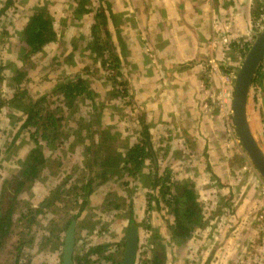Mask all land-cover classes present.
Instances as JSON below:
<instances>
[{
  "label": "rangeland",
  "instance_id": "1",
  "mask_svg": "<svg viewBox=\"0 0 264 264\" xmlns=\"http://www.w3.org/2000/svg\"><path fill=\"white\" fill-rule=\"evenodd\" d=\"M106 1L112 5L111 12L119 20L116 24L119 23L120 34H117L109 18L111 41L116 54L121 58L120 69H118L121 76H117L118 81L127 79L130 75L142 81L151 78V72L154 77H157L159 73L152 70L155 64L153 48L164 46L161 34H165V29H169L175 36L182 31L180 22L174 24L169 21V18L172 21L177 20L173 16L175 13L182 16L183 12L175 7L182 0H145L146 10L143 9L141 0H10V3L9 0H0V64L2 62L4 66L12 64L23 68L24 53L19 48L20 32L34 12L42 10L52 19L56 40L34 55L30 63L24 67L27 71L25 79L29 80L26 83L28 93L31 96L49 95L54 91L57 83L66 77L74 78L77 75L87 84L89 83V87L97 94L94 101L97 109L94 111L91 102L84 101L83 98L75 102L73 111L69 112L66 109L64 121L66 126L61 144H45L39 140L38 136L29 134L34 130H21L26 116L21 111H24L27 106L20 101L13 105L11 111L3 109L1 112L0 200L5 185L9 181H14L34 150L40 151L44 159L39 164L37 178L24 187L13 186V191L16 190L17 204L12 209L14 217L11 229L20 234L19 240L24 243L23 251L19 255L24 261L23 264L28 261L29 264H63L66 226L74 215H77V218L72 222L75 226L73 264H120L125 258L127 237L131 226L135 225L139 231L135 264H146L148 262L146 260L152 257L148 242L151 236H157L160 240L158 251L165 256L162 264H264V220L259 216L263 205L264 180L240 142L232 115L235 70L241 66L257 35L264 29V0H241L239 3L241 6L238 9L230 5L233 4V0H224L222 8L226 15L215 20V28L208 43L210 50L207 62L214 60L219 71L215 73L212 70L210 77H208L209 74L207 75L208 80H205L207 85H204L206 92L204 100L206 99L205 103L208 104L204 107L203 103L201 104L202 100H199L197 110L192 111L191 114L198 113L199 118L201 112L200 119L208 114H211L210 117L218 116L219 119H212L204 127L205 122L202 124L199 119L198 128L195 126L197 119H194L189 124V128L196 129L199 133L202 128L223 130L224 141L229 142L234 157L227 164L222 158L218 159L215 162L217 171L208 164L206 170L212 174L213 178H224L225 183L232 182L233 179L238 183V187L233 186L237 189L236 192L230 191L231 193H226L224 196L220 194L222 197L218 195L220 198L218 206L210 210H206L210 199L206 195L202 198L197 195L195 185L190 181L175 179V176L180 175L168 166V163H172L174 154L172 150L166 152L162 149L164 139L162 134L167 132L162 133L161 124L156 123L157 114L154 111L158 112L159 109H153L150 115L149 113L145 115L155 119L150 130L155 132L153 139L155 138L158 150V154L155 153L157 167L151 163V157L148 156L144 168L137 173L135 179L127 176L125 174L127 172H119V170L106 181L96 179L88 189V198L84 206L81 205V195L80 197L77 195L80 191L71 189V186L85 184L91 171L99 174V171L103 169L100 159H98V169L91 170L90 167V170L87 169V165L91 164L89 162L91 154L88 152L90 139L98 144L99 139L113 137L114 144L111 145L112 148L107 147L104 155L108 156L109 151L111 152L109 154L113 153L115 156L118 153L122 154L121 151L124 152L140 141L142 129L137 118L142 109H147L143 108L141 103H137L138 98L135 96L132 98L131 91L129 98H121L122 87L108 75L109 73L115 75L118 70L112 71L108 63L110 60L108 54L102 55L104 50L98 52L94 49L98 47L92 32V27L97 22L95 14L99 6L108 9ZM79 2V9L82 10L76 12L75 8L79 6ZM247 6L250 8L242 21L248 22L250 35H246L244 31L238 35L231 23L234 17L232 18L230 12L241 16ZM90 8L93 11L89 13L84 11ZM136 8L140 11L136 12ZM170 9H173L172 16L168 14ZM107 14L109 15L108 12ZM186 16L185 14L182 17L183 22H186ZM166 18L169 24L164 26L167 21L162 22V20ZM99 34L101 38H105L102 28ZM225 38H228V41L224 43ZM102 41L98 43L104 46L105 40ZM132 58L137 63L142 62L145 70L142 71L136 63L131 62ZM107 59L108 62L104 64L103 60ZM260 67V76H257V81L252 83L248 99V119L250 123H253L257 134L255 138L259 145L264 143V60ZM2 73L0 72V75ZM215 76L223 80L220 79L219 83L215 82L210 86L211 82L208 81L213 80ZM7 85L9 86V82L4 81L0 86L1 98L7 96L9 90ZM114 91L119 94L116 95ZM50 96L58 105L67 108L62 98L58 100L56 96L52 94ZM208 100H211V103ZM144 110L142 111L145 112ZM183 120L179 117L170 120L166 129L180 126L182 129L178 131V136L181 135L179 139L185 140L187 138L184 136V127H182L185 125ZM191 142L188 148L191 147L190 149L197 156V148L200 146L202 150L203 145H198L197 140ZM210 142L212 140L207 138V143ZM207 151V147H204L199 154L204 155ZM175 157H184L183 161L191 159L185 153H178L177 156L175 154ZM163 158L164 161H168L164 169L160 163ZM205 158H200L201 163H206ZM193 170L192 174L198 175V167L194 166ZM155 175L161 180L169 179L170 185L176 181L169 188L172 197H168L167 202L166 194H163V192L167 193L165 184L161 180L156 181ZM16 178L19 180L18 177ZM7 179L8 182H6ZM57 187H59V193L54 195ZM190 187L196 199L201 201V203L198 201L200 222L193 229L191 236L178 239L171 228L175 220L171 208H174L173 201L175 203L182 192L179 189ZM250 187L254 189L255 196L251 195L250 190L246 191ZM17 190H19L18 193ZM149 194L156 198L151 200L150 206H148ZM55 198H57L56 201H54ZM247 199L251 205L254 203L256 205L246 213L247 218L245 222H242L237 214ZM76 200L78 201L75 203ZM47 203L52 204L47 207ZM168 204H171V207ZM36 209L41 212L28 215L27 212H35ZM22 212L29 217L19 221L18 218ZM130 219L134 224L130 223ZM96 237L100 238L96 241L97 244L94 243ZM16 244L17 238H14L11 233L7 237V251L2 264H14L17 257ZM97 246L103 247L102 253H91L90 250Z\"/></svg>",
  "mask_w": 264,
  "mask_h": 264
},
{
  "label": "trees",
  "instance_id": "2",
  "mask_svg": "<svg viewBox=\"0 0 264 264\" xmlns=\"http://www.w3.org/2000/svg\"><path fill=\"white\" fill-rule=\"evenodd\" d=\"M10 3V0H9ZM106 5L108 6V9L103 8L102 6H99L97 9V12L95 14L96 23L92 27L93 37L95 43L98 45L97 48H94L97 51L104 50V53L102 55L108 54V58L110 59L108 62L107 60H103V63H109L110 68L114 72V70H118L121 58L119 55L115 52V47L113 46V43L111 41V34L112 31L109 28V18H111V22L114 25V31L118 34H120V30L118 29V24H116L117 20L114 13L111 12L112 5H109L106 1ZM141 3L144 5L143 9L146 10L145 7V0H141ZM82 4V2H81ZM80 8V2L79 6L75 8L76 12L81 11ZM3 11V10H2ZM85 12H91L93 9H84ZM109 15L107 14V12ZM136 12H139L138 8L135 10ZM122 16V14H121ZM122 19V18H121ZM104 30L105 38H101L99 31L100 29ZM99 34V35H98ZM56 40V32L53 28L52 19L49 17V15L42 10H37L34 12L27 23L25 24L23 30L20 32V40H19V48L24 53L22 56V62L24 64L23 68L17 67L16 65L7 64L3 65L2 62L0 64V72H3L0 75V86L3 84L4 81L9 82V90L7 91V96L1 98L0 97V118H1V112L3 109L12 110L13 105L16 104V102L20 101V103H23L27 107L24 109V111H21L26 116L24 118V123L21 126V130L23 129H32L34 132L29 133L32 136H38L39 140L44 142L45 144H55V143H63L62 142V134L64 127L66 126L64 121L66 109L69 112L74 110L75 108V102L83 98L84 101L91 102L92 110H96V104L94 101H96L97 94L96 92L89 87V83L80 77L79 75L75 76L74 78H64L60 83H57V85L54 87V91H52V95L56 96L58 100L62 98L66 102L67 108L61 107V105H58L55 101H53L49 95H41L33 97L28 93V86L26 83H28L29 80L26 81L25 77L27 74V71L24 69L29 63L30 59L39 53L45 46H47L49 43ZM105 40L104 46L99 44V41ZM103 42V41H102ZM93 51V50H92ZM97 52V53H98ZM227 71V70H226ZM93 74L92 72H90ZM261 73V67H259L255 78L253 80V83L257 81V76H260ZM110 79L117 82L119 86L122 87L121 92L122 97L121 98H129V92H132L131 86H129V80L128 79H121L118 81L117 76H121L119 70L115 73V75L108 74ZM116 95L119 93L114 91ZM135 95H132V98ZM136 98V97H135ZM130 105V104H129ZM20 112V113H21ZM145 112L141 110V114L138 116L139 126L142 129V132L140 134L141 139L137 144H135L133 147L126 149L124 152L118 153L117 156H115L113 153L109 151L108 156L104 155L106 153L107 147L112 148L111 145L114 144L113 137H105L102 140L99 139V143L95 144L93 139H90V143L88 146V152L91 154V158L89 155V162L91 164L87 165V169L95 170L98 169V159L102 162V171H99V174L97 172H92L91 175L86 179L85 184L82 186H71V189L74 191H80L77 195L82 200V206L86 204L87 201V195H88V189L91 187V184L95 183V180L100 178L101 180H108L111 179L113 175L117 173V170L127 172L125 173L129 177H137V173L140 172L142 168H144L146 158L150 156V160L152 164H155V167L158 166V161L155 156V152L152 149V143H151V137L148 130V126L145 123L144 119ZM1 120V119H0ZM91 133V131L89 132ZM90 138V137H89ZM113 140V142H112ZM37 149V148H36ZM39 149V148H38ZM104 155V156H103ZM125 157L127 160H125ZM43 156L40 151L34 150L32 154L28 157V159L24 163V167L18 172V175L14 178V181H9L5 185L4 192L1 194V200H0V264L4 262V257L7 251V237L8 235H11L14 238H17V244L15 247V251L17 253L16 260L14 264H23L24 261H22L19 257L20 253L23 251V244L20 238V234L15 232L11 229L13 225V217L14 212L12 209H14L16 203V190L13 191L14 187H24L28 182L34 180L38 176V167L39 164L43 162ZM101 164V163H100ZM122 164V165H121ZM121 165V166H120ZM89 169V170H90ZM109 176H106L108 175ZM124 174V175H125ZM123 175V176H124ZM122 176V177H123ZM164 176V175H163ZM156 181L161 180L157 175H155ZM10 180V179H9ZM8 182V179L6 180ZM161 182L165 184L166 192H163V194H166V202L171 196L169 189L172 184L176 183V181L172 182L170 185L169 179H162ZM169 183V185H167ZM193 187V186H192ZM192 187L190 188H180L179 190H182L179 198L175 200L174 208H171V213L174 215V223L172 224V232L173 234L179 238H187L191 236V233L193 232V229L196 227V225L200 222V204L197 201L194 192L192 191ZM59 187H57V190H55L54 195L59 193ZM19 190H17V193ZM150 201L148 202V206L151 205V200L155 198L154 196L150 195ZM169 197V198H168ZM61 198V197H59ZM58 198V199H59ZM165 199V196L163 197ZM156 199V198H155ZM57 198L54 199L56 201ZM54 201L52 203H54ZM78 200L75 201V203ZM52 203H47V207L51 205ZM171 204H168L170 206ZM81 206V207H82ZM171 207V206H170ZM41 212L40 210L36 209L35 212H27L28 215H35V213ZM23 212L19 215L18 220L22 221L24 218H28L29 216H25ZM77 218V215H74L68 225L66 226V231L70 228L72 225V222ZM130 223L134 224V222L130 219ZM135 227H137L135 225ZM158 241V242H156ZM149 246L151 248V254L152 257L149 258V260H146V264H162V262L165 260L164 253L161 251H158L160 247L158 246V243L160 242L159 238L157 236H151L148 239ZM101 246L94 247L90 250L91 253H102ZM158 251V253H157ZM162 254V255H161ZM30 262H26V264H29ZM120 264H124V261H122Z\"/></svg>",
  "mask_w": 264,
  "mask_h": 264
},
{
  "label": "crops",
  "instance_id": "3",
  "mask_svg": "<svg viewBox=\"0 0 264 264\" xmlns=\"http://www.w3.org/2000/svg\"><path fill=\"white\" fill-rule=\"evenodd\" d=\"M240 1L241 0H233V4L230 5L236 6L238 9V7L241 6L239 5ZM223 4L224 0L180 1V4H177L175 7L179 8L183 12L182 16L175 13L173 16L177 18V20L172 21L169 18V21H171V23L174 22V24L180 22V24H177L180 25L182 31L179 32L178 36H175V34L171 33L169 29H165V34H161V40L163 41L164 46H162V48H157L156 46L153 48L155 53V64L152 67V70L159 73V75L154 77L151 72V78L144 79L142 81L140 79H136L137 77L134 75H132V77L131 75L127 77L130 81L129 86H131L133 94L136 98H138L136 100L137 103H141L140 105L143 106V108H147L145 110L142 109L145 111V115L147 113L150 115L153 109H159L158 112L154 111V113L157 114L156 123L161 124L162 133L164 131L167 132L162 134L164 137L162 149L166 152H170L172 150V153L174 154L172 163L164 161V156L163 160L160 162L161 166L164 169L168 163V166L172 167V170L174 172H178L180 175L179 177L175 176V179L180 181H190L191 184L195 185L197 195H200L201 198L206 195L208 199H210V203L206 210L214 209V207L218 206L220 201L218 195L222 197L221 195L224 196L226 193H231L230 191L236 192L237 189H234V187H238V183L234 182V179L232 182L225 183L224 178H213L212 174L206 170L208 164L212 169L217 171L215 162L218 159L222 158L227 164V162L229 163V160L234 157V152L231 150L229 142L224 141L223 135L225 134H223V130L216 131L202 128L199 133L196 129L192 130L189 128V124L194 119H197V121L195 120V126L198 128V120L200 119L201 112L199 113V118L197 116L198 113L195 114L194 112V115L191 114L192 111L197 110L198 101L202 100L201 104L203 103L204 107L208 104L205 103L206 99L204 100V93H206L204 91L205 80H208L207 75L209 74L208 77H210V72H212L210 64L207 62V56L210 50V45L208 46V43L211 40V36L215 28V20L226 15L222 8ZM169 7L172 8V6ZM249 8L250 7L247 6L241 16L230 12L232 18L234 17L232 20L233 22L231 23H233L234 30L238 35H240L241 31H244V33L248 36L250 35L248 22L242 21V18H246V11L248 12ZM172 10L173 9H170L168 12L171 16ZM185 14L187 15L185 18L186 22H183L182 17H184ZM163 21H167V18L165 20L163 19L162 22ZM169 21H167L164 26L169 24ZM230 26L231 24L229 23V27ZM131 62L136 63V66L140 67L143 71L144 66L142 65V62L137 63V61L133 58L131 59ZM135 67L134 70H136ZM205 72H207L206 75H204ZM220 79L222 78L217 79L215 76L213 80L208 81L211 82L209 85L212 86L215 82L219 83ZM150 84H152V86ZM208 101L211 103V100ZM248 112L249 110L247 107V115ZM145 115V123L149 126L150 130L151 124H154L155 119H153L154 117H146ZM210 115L211 114H208L206 117H202L200 119L202 124L205 122L203 127L207 122H211L212 119H219L218 116L210 117ZM178 117L184 119L182 122H184L185 125H182V127H184V136L187 138L185 140L179 139L181 137V135L178 136L180 132L179 130L182 129L180 126H173L170 130L166 129V125L168 126L169 124L168 122ZM249 125L254 137H257L253 123L249 122ZM195 132L197 134H195ZM149 133L150 137L152 135L151 143L153 151L158 154L157 146L155 145V138L153 139L155 132L150 130ZM193 134L195 135L191 136ZM207 138L208 140H212V142L207 143ZM195 140H197L198 145H203L202 150H200V146L197 148V156H195L196 154L192 149H190L191 147L188 148L190 141L193 143ZM260 144V147L264 152V143ZM204 147H207V153L204 155L199 154V152L204 150ZM178 153H185V155L188 154L191 159L183 161L184 157H175V154L177 156ZM202 157L207 158H205L206 163H201L200 158ZM194 166L198 167V175L192 174ZM225 169H227V167ZM228 184L231 186L229 187ZM247 190H250L251 195H256L253 192L254 189L251 187L247 188L246 191ZM236 194L238 195V193ZM197 201L201 203L200 199ZM255 205V203L251 205V202L248 201V199L246 200L245 204L240 208L239 214H237L239 218H241L242 222H245L247 218L246 213L250 212L251 209H253L252 207ZM202 210L204 211L205 208L203 207ZM135 212H137V210H135ZM99 239V237H96L94 243L97 244L98 242L96 241Z\"/></svg>",
  "mask_w": 264,
  "mask_h": 264
},
{
  "label": "water",
  "instance_id": "4",
  "mask_svg": "<svg viewBox=\"0 0 264 264\" xmlns=\"http://www.w3.org/2000/svg\"><path fill=\"white\" fill-rule=\"evenodd\" d=\"M264 60V29L257 35L255 42L246 53L241 66L235 70V84L232 96L233 123L240 142L264 180V152L255 139L248 121L247 107L255 75ZM139 244V234L135 226H131L127 237L124 264H135ZM75 248V226L67 231L63 250V264H73Z\"/></svg>",
  "mask_w": 264,
  "mask_h": 264
},
{
  "label": "built area",
  "instance_id": "5",
  "mask_svg": "<svg viewBox=\"0 0 264 264\" xmlns=\"http://www.w3.org/2000/svg\"><path fill=\"white\" fill-rule=\"evenodd\" d=\"M226 41H228V38H225V39L223 40L224 43H225ZM214 43H215V42H214ZM209 64H210L211 69H212L215 73L219 71L218 66H217V64L215 63L214 60H211ZM262 199H263V205H262V209H261V211H260L259 216H260V219L264 220V189H263V193H262Z\"/></svg>",
  "mask_w": 264,
  "mask_h": 264
},
{
  "label": "flooded vegetation",
  "instance_id": "6",
  "mask_svg": "<svg viewBox=\"0 0 264 264\" xmlns=\"http://www.w3.org/2000/svg\"><path fill=\"white\" fill-rule=\"evenodd\" d=\"M137 228V227H136ZM69 230V229H68ZM138 234H139V231H138Z\"/></svg>",
  "mask_w": 264,
  "mask_h": 264
}]
</instances>
